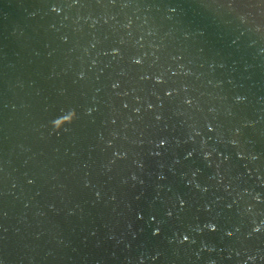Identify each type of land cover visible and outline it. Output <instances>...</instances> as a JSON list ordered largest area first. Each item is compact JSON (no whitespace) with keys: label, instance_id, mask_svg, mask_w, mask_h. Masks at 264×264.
Returning a JSON list of instances; mask_svg holds the SVG:
<instances>
[{"label":"water","instance_id":"95a60500","mask_svg":"<svg viewBox=\"0 0 264 264\" xmlns=\"http://www.w3.org/2000/svg\"><path fill=\"white\" fill-rule=\"evenodd\" d=\"M0 264H264V0H0Z\"/></svg>","mask_w":264,"mask_h":264},{"label":"clouds","instance_id":"9594fccd","mask_svg":"<svg viewBox=\"0 0 264 264\" xmlns=\"http://www.w3.org/2000/svg\"><path fill=\"white\" fill-rule=\"evenodd\" d=\"M72 122L73 120H63L61 119V117H58L51 121V125H52V128L58 132L64 127V125L71 124Z\"/></svg>","mask_w":264,"mask_h":264}]
</instances>
